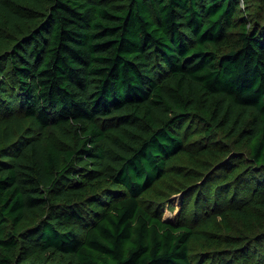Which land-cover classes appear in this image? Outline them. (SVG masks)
Masks as SVG:
<instances>
[{"label":"trees","instance_id":"16d2710c","mask_svg":"<svg viewBox=\"0 0 264 264\" xmlns=\"http://www.w3.org/2000/svg\"><path fill=\"white\" fill-rule=\"evenodd\" d=\"M0 264H264V0H0Z\"/></svg>","mask_w":264,"mask_h":264},{"label":"rangeland","instance_id":"374dc122","mask_svg":"<svg viewBox=\"0 0 264 264\" xmlns=\"http://www.w3.org/2000/svg\"><path fill=\"white\" fill-rule=\"evenodd\" d=\"M170 201L173 202L174 208L165 207L164 213H163V217L164 218H167V219H170V220H174L175 217H176V215H177V213L180 210V206H181V193H177L175 195H172L170 197ZM220 259L223 260V257L220 256ZM241 259H243L245 261L246 260L248 261V259H245V258H241Z\"/></svg>","mask_w":264,"mask_h":264}]
</instances>
